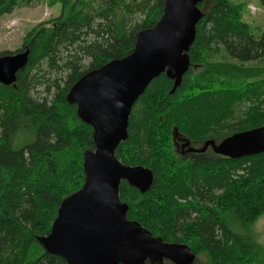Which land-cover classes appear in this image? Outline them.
Here are the masks:
<instances>
[{"label":"trees","instance_id":"1","mask_svg":"<svg viewBox=\"0 0 264 264\" xmlns=\"http://www.w3.org/2000/svg\"><path fill=\"white\" fill-rule=\"evenodd\" d=\"M32 1L0 0V16ZM47 1L61 5L60 15L27 32L17 51L28 49L27 64L15 83H0V264H67L41 238L62 200L82 187L84 153L94 148L93 128L79 117L70 88L86 72L128 55L137 32L160 19L165 0ZM245 6L211 0L181 84L172 92L166 73L150 83L116 151L123 163L154 174L145 192L121 182L128 217L206 255L202 264H264V249L250 232L264 215V152L183 158L173 142L176 129L203 144L264 125V29L255 32L244 19ZM136 12L144 17L131 23ZM40 91L45 95L34 94Z\"/></svg>","mask_w":264,"mask_h":264},{"label":"water","instance_id":"2","mask_svg":"<svg viewBox=\"0 0 264 264\" xmlns=\"http://www.w3.org/2000/svg\"><path fill=\"white\" fill-rule=\"evenodd\" d=\"M205 0H165L157 23L136 34L133 50L83 74L70 88L79 117L93 128L94 148L84 153L82 187L62 200L51 231L41 238L47 252L67 264H142L152 254L176 264H192L196 254L182 243L166 242L127 215L120 197L127 181L141 192L154 174L143 165L123 163L116 155L128 137L133 107L162 73L174 81L172 92L191 66L190 48L205 13ZM28 49L0 56V83L13 84L28 61ZM178 131L173 134L174 139ZM226 158L264 152V125L235 132L219 142L206 141Z\"/></svg>","mask_w":264,"mask_h":264},{"label":"rangeland","instance_id":"3","mask_svg":"<svg viewBox=\"0 0 264 264\" xmlns=\"http://www.w3.org/2000/svg\"><path fill=\"white\" fill-rule=\"evenodd\" d=\"M241 5L246 4L244 7V19L251 23L255 32L264 29V0H233ZM211 5V0L205 4V9ZM203 10V11H204ZM61 13V5L50 4L47 0H33L31 4L22 6L13 10L9 14L0 16V52L9 51L12 53L17 52L22 47L23 38L27 32L34 26L45 22L51 18L59 16ZM131 23L142 21L143 13L136 12L132 14ZM39 89L43 90V87ZM40 94L34 93L36 96H44L43 91ZM210 155V153L208 152ZM206 155V156H209ZM250 232L255 240L264 249V215L258 217L254 224L251 226ZM192 264L207 263V256L199 254L196 256ZM164 258V257H162ZM162 258L149 254L142 264H172L170 259L165 258V263H161Z\"/></svg>","mask_w":264,"mask_h":264},{"label":"flooded vegetation","instance_id":"4","mask_svg":"<svg viewBox=\"0 0 264 264\" xmlns=\"http://www.w3.org/2000/svg\"><path fill=\"white\" fill-rule=\"evenodd\" d=\"M174 142V145H175V151L176 153L180 156V157H183V158H186V157H198V156H205L206 154H208V152L210 153L209 157H212L213 155H218V157H223V155L221 154H218L216 153L212 146L210 145L208 147L207 150L205 151H199V149H201L204 145L201 144V143H195V142H192L191 140L189 139H186L182 136H176V138L173 140ZM165 259V257H164ZM166 260H163L162 258V261L161 263H165ZM169 262V261H167Z\"/></svg>","mask_w":264,"mask_h":264},{"label":"bare ground","instance_id":"5","mask_svg":"<svg viewBox=\"0 0 264 264\" xmlns=\"http://www.w3.org/2000/svg\"><path fill=\"white\" fill-rule=\"evenodd\" d=\"M196 258V257H195ZM164 259V258H163Z\"/></svg>","mask_w":264,"mask_h":264}]
</instances>
